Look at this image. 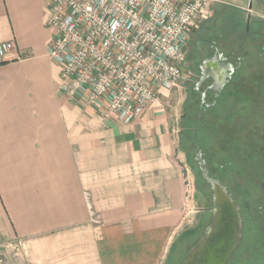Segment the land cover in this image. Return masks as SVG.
<instances>
[{
    "label": "crops",
    "instance_id": "1",
    "mask_svg": "<svg viewBox=\"0 0 264 264\" xmlns=\"http://www.w3.org/2000/svg\"><path fill=\"white\" fill-rule=\"evenodd\" d=\"M51 4L0 0V45H14L0 57V254L6 264H162L191 213L177 91L161 89L130 124L69 102L49 56Z\"/></svg>",
    "mask_w": 264,
    "mask_h": 264
},
{
    "label": "rangeland",
    "instance_id": "2",
    "mask_svg": "<svg viewBox=\"0 0 264 264\" xmlns=\"http://www.w3.org/2000/svg\"><path fill=\"white\" fill-rule=\"evenodd\" d=\"M219 1L189 44L188 78L171 105L174 128L183 131L178 159L191 213L171 241L162 264H183L212 221V193L196 162L198 149L209 163L211 177L220 179L241 208L243 239L229 264H264V99L255 107L256 82L264 91V57L258 52L264 46V26L253 22L245 30L246 15L264 16V3L253 1L250 11L249 0ZM213 44L220 51L228 46L233 62L241 57L244 63L217 97L210 91L203 102L202 91L213 78L208 77L199 88L201 93L194 88L200 80L199 66L215 54Z\"/></svg>",
    "mask_w": 264,
    "mask_h": 264
},
{
    "label": "built area",
    "instance_id": "3",
    "mask_svg": "<svg viewBox=\"0 0 264 264\" xmlns=\"http://www.w3.org/2000/svg\"><path fill=\"white\" fill-rule=\"evenodd\" d=\"M219 2L52 0L49 56L62 65L61 91L74 105H103L108 118L132 123L160 102L161 89L186 83L189 44ZM13 49L2 43L0 57Z\"/></svg>",
    "mask_w": 264,
    "mask_h": 264
},
{
    "label": "water",
    "instance_id": "4",
    "mask_svg": "<svg viewBox=\"0 0 264 264\" xmlns=\"http://www.w3.org/2000/svg\"><path fill=\"white\" fill-rule=\"evenodd\" d=\"M253 8L250 0L249 10ZM251 14L247 19L249 27ZM241 64L222 65L218 57L205 60L200 66L202 77L196 84V90L203 85L208 77H212L214 85L211 90L218 95L232 79L235 71ZM205 101V93L203 94ZM202 178L209 185L212 193V222L205 229L204 234L194 245L183 264H229L237 252L243 239V219L241 208L222 182L211 177L206 161L200 149L196 154Z\"/></svg>",
    "mask_w": 264,
    "mask_h": 264
},
{
    "label": "flooded vegetation",
    "instance_id": "5",
    "mask_svg": "<svg viewBox=\"0 0 264 264\" xmlns=\"http://www.w3.org/2000/svg\"><path fill=\"white\" fill-rule=\"evenodd\" d=\"M253 1H255V0H252V4H253ZM249 4H250V0H249ZM249 4H248V9H249ZM254 5V4H253ZM253 9V8H252ZM249 14H250V12L248 13V15H246V23H247V19H248V16H249ZM253 22H255V25L256 24H258V25H262V26H264V16H262V15H260V16H257V15H255V16H251V20H250V24H249V29H250V26L252 25V23ZM246 28H247V24L245 25V30H246ZM247 28V29H248ZM228 36V35H227ZM226 36V37H227ZM264 39V38H263ZM216 45L215 44H213L211 47L213 48V50H214V52H215V54L213 55V56H211V57H208V58H206V60H208V59H212V58H214V57H218V59L221 61V64L222 65H225V66H228V65H235V66H237L238 64H240L241 63V66L243 65V63H244V58H241V57H238L236 60V62L234 61L233 62V58L231 57V55H230V50L228 49V46L227 47H224V49H225V51H220L221 49H218L217 47H215ZM262 51H263V53L262 54H260L261 55V57H264V47L262 48ZM261 59H263V58H261ZM201 66V65H200ZM200 66H199V70H200ZM241 66L238 68V69H240L241 68ZM202 77V72H201V70H200V78ZM212 78V77H211ZM208 80H210V79H206V81L203 83V85L202 86H204L205 84H206V82L208 81ZM209 83H207L206 84V86H205V89H204V91H202V96H203V93H205V101H206V99H207V97H208V94H209V92L210 91H212L211 89H210V87L212 86V83H213V80L211 79L210 81H208ZM194 91L195 92H197V93H201V89L199 90V91H197L195 88H194ZM213 92V91H212ZM214 95H216V94H214ZM216 97H217V95H216ZM203 100V99H202ZM205 101H203V102H205ZM205 104V103H204ZM213 105H215V104H213ZM207 106H208V104H207ZM209 107H213V106H209ZM212 222V221H211ZM211 224V223H210ZM209 226V225H208ZM243 233H244V221H243Z\"/></svg>",
    "mask_w": 264,
    "mask_h": 264
},
{
    "label": "trees",
    "instance_id": "6",
    "mask_svg": "<svg viewBox=\"0 0 264 264\" xmlns=\"http://www.w3.org/2000/svg\"><path fill=\"white\" fill-rule=\"evenodd\" d=\"M259 2L260 1H262L263 3H264V0H258ZM262 39H263V37H262ZM264 43V42H263ZM264 46H260V47H258V49H259V51L258 52H260V54H262L263 53V51H262V48H263ZM256 82V81H255ZM260 90H262V88L257 84V82H256V85H255V107H257L259 104L261 105V101H262V99H264V91H260ZM256 104H257V106H256ZM183 131H181L180 132V144H181V136H182V133ZM201 150V149H200ZM202 151V150H201ZM202 153H203V151H202ZM203 157H204V159H205V155H204V153H203ZM205 161H206V164H207V168H208V166H209V163L207 162V160L205 159ZM208 170H209V168H208ZM209 173H210V171H209ZM215 178H217V177H215ZM217 179H219V178H217ZM220 180V179H219ZM199 241V240H198ZM197 241V242H198ZM196 245V244H195Z\"/></svg>",
    "mask_w": 264,
    "mask_h": 264
}]
</instances>
